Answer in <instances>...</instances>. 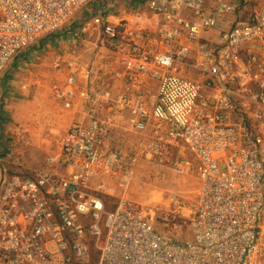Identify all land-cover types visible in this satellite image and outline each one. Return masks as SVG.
Here are the masks:
<instances>
[{
    "label": "built area",
    "instance_id": "2783aa9c",
    "mask_svg": "<svg viewBox=\"0 0 264 264\" xmlns=\"http://www.w3.org/2000/svg\"><path fill=\"white\" fill-rule=\"evenodd\" d=\"M110 1L0 0V81L64 35L51 97L77 117L29 173L7 172L0 136V264H264V0H145L117 21ZM172 148L197 161L195 198L170 192L161 218L186 240L128 195L139 160Z\"/></svg>",
    "mask_w": 264,
    "mask_h": 264
},
{
    "label": "rangeland",
    "instance_id": "374dc122",
    "mask_svg": "<svg viewBox=\"0 0 264 264\" xmlns=\"http://www.w3.org/2000/svg\"><path fill=\"white\" fill-rule=\"evenodd\" d=\"M92 13L93 9L89 7L81 9L68 27L78 20L88 18ZM59 39L66 42L67 37L63 35ZM60 46L57 49H61ZM77 47L82 53V59L88 60L91 57V44L83 42ZM37 48L44 50L36 54L33 53L36 47L25 51L11 63L1 78L0 136L7 154L3 165L8 173H29L42 167L45 156L56 148L59 137L77 118L72 111L64 110L53 102L52 83L56 77H62V74L51 68L52 56L47 54L48 47L45 43H39ZM86 49L88 50L85 51ZM28 53L33 54L31 58H27ZM114 138L119 141L118 144L123 150L129 149L137 141V136L123 131L115 134ZM181 157L193 163V172L177 174L171 170L173 162ZM196 165L195 157L186 148H172L158 158L148 159L143 156L128 188V195L132 200L156 208L157 228L169 230L171 236L181 240L189 238L186 225L182 222L181 231L171 230L169 222L164 224L161 218L170 192L178 193L184 202L195 198ZM185 214H188L187 211ZM95 257L94 251L93 258Z\"/></svg>",
    "mask_w": 264,
    "mask_h": 264
},
{
    "label": "crops",
    "instance_id": "0c3cea01",
    "mask_svg": "<svg viewBox=\"0 0 264 264\" xmlns=\"http://www.w3.org/2000/svg\"><path fill=\"white\" fill-rule=\"evenodd\" d=\"M146 2L145 0H111L109 3V6L106 10V14L108 16V20L110 21H117L119 19L123 18H130L135 19V13L136 12H146ZM62 42V43H61ZM45 43V46L48 47L47 54H50L53 56L58 51H67L71 44L69 41H60L57 37H51L50 39H45L43 44ZM58 45H61V49H57ZM59 47V48H60ZM40 49V51H39ZM38 50H34L33 53H41L44 48H39ZM31 55L28 53L27 58H31ZM1 84V81H0ZM7 84V83H6ZM3 88H5L3 86Z\"/></svg>",
    "mask_w": 264,
    "mask_h": 264
}]
</instances>
